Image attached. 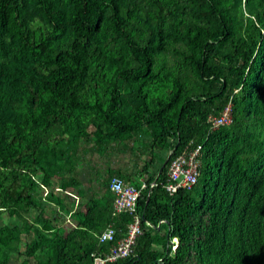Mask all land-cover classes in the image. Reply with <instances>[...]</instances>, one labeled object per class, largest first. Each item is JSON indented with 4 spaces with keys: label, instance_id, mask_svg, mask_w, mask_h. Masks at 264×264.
<instances>
[{
    "label": "trees",
    "instance_id": "16d2710c",
    "mask_svg": "<svg viewBox=\"0 0 264 264\" xmlns=\"http://www.w3.org/2000/svg\"><path fill=\"white\" fill-rule=\"evenodd\" d=\"M229 102L233 121L212 129ZM144 131L173 151L146 187L109 171L65 238L42 233V205L0 241L32 228L28 250L47 253L37 264H93L112 246L106 227L119 239L134 219L114 211L119 177L141 189L144 232L134 254L105 264H264V0H0V211L41 208L40 176L78 187L73 140L137 143ZM198 144V181L170 194L172 160Z\"/></svg>",
    "mask_w": 264,
    "mask_h": 264
},
{
    "label": "built area",
    "instance_id": "2783aa9c",
    "mask_svg": "<svg viewBox=\"0 0 264 264\" xmlns=\"http://www.w3.org/2000/svg\"><path fill=\"white\" fill-rule=\"evenodd\" d=\"M209 122L212 123V129H216L221 125H228L233 121L232 103L229 102L219 116H210ZM202 144L187 148L177 155L171 162L168 169V182L165 188L170 194L176 193L181 188H191L200 175V152ZM155 182L150 185V191L155 186ZM147 183L143 185L146 187ZM111 190L115 194L114 211L115 213H130L134 216L131 223L123 235L117 239V229L113 225H109L101 233V241H111L110 251L103 256L93 253L94 264H105L110 261H117L126 258L135 253V247L138 237L143 234L142 218L137 212V203L141 194V189L135 185L123 181L119 177H114L111 181ZM161 222L158 227H160ZM147 225L151 222L146 221ZM177 244V242H176ZM174 245V248L176 247Z\"/></svg>",
    "mask_w": 264,
    "mask_h": 264
},
{
    "label": "crops",
    "instance_id": "0c3cea01",
    "mask_svg": "<svg viewBox=\"0 0 264 264\" xmlns=\"http://www.w3.org/2000/svg\"><path fill=\"white\" fill-rule=\"evenodd\" d=\"M143 134H144L143 136H145V139L143 141V144L140 146L131 145V143L133 142L130 141L126 144L117 145L115 149L113 147V149L115 150V153H114L115 156L110 161L104 162V164L101 165L99 169H97V167L95 166L90 167L89 165H86L84 162L77 163V166H78L76 169V172L78 173L77 178L79 179V181H81V184L78 187L74 186L66 190H63L62 188H60V191H57L58 193H56V195L60 197L59 201L57 200L56 201H57V209L59 211V216L64 217L63 223H61L62 219H59V220L54 219V216H55L54 211H52L54 213V216L51 215V212H47L45 213V217L47 219H50L51 222L49 223V227H51V229L46 230L45 228L42 230V233L50 237L53 234H55L59 237L65 238L66 235H68V233L73 228H75L77 225H79L81 220H83V217L80 215V213L82 212L83 214H86V211H87L86 204L90 200V196L92 195L99 196L103 194V191L101 190L100 186L94 187L95 186L94 182L103 180L104 178H106L107 173L109 171H115V173L121 172L123 174H126V176L130 178V180L131 178H132V181L136 179L137 181H140V182L142 181L145 184L146 183L145 180L149 179L151 175L155 174L157 169L160 168V164H161L160 159L162 158L163 154L166 155L167 151L161 150V148H159L157 145H155V147L153 148L152 142H151L152 136L148 134L147 131H144ZM145 146L149 147V151L151 154V158L149 162H151V165L148 168V170L144 172L145 174H143L142 172L141 174L138 175V171L134 170L135 167L132 165V162H131L132 156L134 158L135 157L138 158L142 154V152L145 151L141 149L142 147H145ZM168 153L170 154V152ZM93 168H95V170H93ZM53 178L58 181L60 176L55 175ZM58 184L60 185V183ZM74 205L77 206V208L78 207L80 208L76 212L75 210L77 208L74 209L75 208ZM48 211H51V208ZM36 225L38 228H41L43 226L42 223H37ZM20 227L23 228V224L20 225ZM23 233L25 232H22L21 238L23 237L25 239V235ZM33 239H35V237H34V231L32 230L31 238H29V241ZM44 252H45V255L43 254L40 255V253H44ZM46 254H47L46 248H43V249L36 250L32 254V257L34 258L37 255L39 257H46Z\"/></svg>",
    "mask_w": 264,
    "mask_h": 264
},
{
    "label": "rangeland",
    "instance_id": "374dc122",
    "mask_svg": "<svg viewBox=\"0 0 264 264\" xmlns=\"http://www.w3.org/2000/svg\"><path fill=\"white\" fill-rule=\"evenodd\" d=\"M165 89L161 88V93H165ZM94 130V126L91 125L90 126V131ZM145 139V136H144ZM144 139H142L144 141ZM94 142L90 141L88 142V140L85 137H80L79 139L73 140L72 143L68 144L66 150H67V154L71 155L72 158L76 161V163H81L84 162L86 165H89L90 167H97V169H99V167H101V165L104 164V162L110 161L114 156H115V148L117 147V145H119L120 141H112L109 144H103L101 146H97ZM128 143L127 141H122L121 144H126ZM120 144V145H121ZM143 142L142 141H138L137 143H131V145H135V146H140L142 145ZM109 145V146H108ZM116 145V146H114ZM114 147V149H113ZM142 150H145L144 152H142V154L137 158V157H133L132 156V165L135 167L134 170L138 171V175L141 174L140 172L143 171V167L150 161L151 158V154L149 151V147L145 146L141 148ZM146 154V155H145ZM145 155V156H144ZM169 153H166V156L168 157ZM165 154L162 155V157H164ZM166 157V158H167ZM93 170H95V168H93ZM92 170V172H93ZM141 176V175H140ZM60 179V178H59ZM58 179V181L54 178H52V180H50V184H46L45 181L42 179V177L40 176V178L38 179L39 182V189L37 188V199L41 205V208H37V207H30L28 211L24 212V217L25 218H15L13 217L11 214H9L8 211L6 210H1L0 211V228H4L5 230H7V228L14 227L15 225H24V223L29 222L35 224V218L37 216V211L40 212L44 207V210H46L47 212H51V215L54 216V213L52 211L55 212V216L54 219L55 220H61V223H63L64 217L63 216H59V211L57 209V201H59L60 197H58L56 195V193H58L57 191H60V185L58 183H60V180ZM96 180V179H95ZM109 181V180H108ZM146 183L148 182V179L145 180ZM103 180H100L99 182L96 181L94 182V187H98V184L102 185ZM98 185V186H97ZM52 193V194H51ZM35 195V196H36ZM57 200V201H56ZM70 201V200H69ZM70 203V202H69ZM43 205V206H42ZM74 209L77 208V206L74 205ZM51 208V211H48ZM80 209L79 207L75 210V212ZM63 215V214H61ZM25 221V222H24ZM25 226V225H24ZM31 232H32V228L28 231V234H25V239L22 237L21 238V233H18V237H16L15 242H5V240L0 241V253H4L7 252L8 250H13L12 253H14L12 256H10L11 259H15L16 261L14 262V264H21V263H25V264H37L38 260H39V254L37 256H35L34 258L32 257L33 253H30V251L28 250V244H29V238H31ZM1 244H5L7 245L6 247L3 245V247L1 248ZM177 245V244H176ZM4 247H5V251H4ZM3 249V250H2ZM2 250V252H1ZM11 253V252H10ZM7 254V253H6ZM44 253H40V255ZM15 256V258H13Z\"/></svg>",
    "mask_w": 264,
    "mask_h": 264
},
{
    "label": "water",
    "instance_id": "95a60500",
    "mask_svg": "<svg viewBox=\"0 0 264 264\" xmlns=\"http://www.w3.org/2000/svg\"><path fill=\"white\" fill-rule=\"evenodd\" d=\"M169 158H170V154H169V156L165 159V161H164V163H163V165H162V169H163V167L166 165V163L168 162ZM162 169H161V170H162Z\"/></svg>",
    "mask_w": 264,
    "mask_h": 264
},
{
    "label": "bare ground",
    "instance_id": "6f19581e",
    "mask_svg": "<svg viewBox=\"0 0 264 264\" xmlns=\"http://www.w3.org/2000/svg\"><path fill=\"white\" fill-rule=\"evenodd\" d=\"M173 151H170V154L172 153ZM179 155V154H178ZM169 156V155H168Z\"/></svg>",
    "mask_w": 264,
    "mask_h": 264
}]
</instances>
